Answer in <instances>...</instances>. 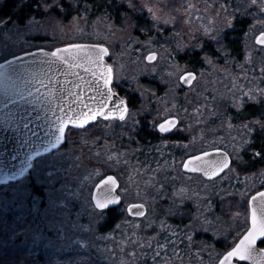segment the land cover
I'll return each mask as SVG.
<instances>
[{
    "label": "snow or ice",
    "instance_id": "1",
    "mask_svg": "<svg viewBox=\"0 0 264 264\" xmlns=\"http://www.w3.org/2000/svg\"><path fill=\"white\" fill-rule=\"evenodd\" d=\"M7 2L0 0V11ZM80 3L81 0H12V11L0 16V246H11L5 251L17 254L15 264H21V255L26 264H49L51 256L46 260L40 257L53 249L63 251L69 245L88 252L97 233L105 238L100 227L113 212V206H118L128 191L126 187L122 188L118 174L102 172L95 167L86 175L73 177L76 181L73 186L65 179L71 170L62 165L65 157L62 145L70 126L83 127L100 118L123 121L131 114V98L122 96L113 86L114 66L106 60L111 55L109 47L103 43H70L52 50L36 46L35 51L16 47L22 34L38 25V15L41 19L47 17L58 22L57 13L79 12ZM124 4L127 11L121 22L125 28L142 27L145 33L152 29L163 32L165 24L175 23L173 16L166 19L164 15H157L158 5H150L148 0H124ZM222 8L227 10L228 5ZM252 8L256 11H250ZM145 9L152 15L153 23L140 26L135 17ZM245 16L254 20L248 26L247 34L254 36L256 44L264 51V30L258 34L254 32L256 24L264 25V0H241L238 8L225 16L220 29L214 26L205 29L208 35L214 33L212 38L216 47L225 56L230 55V49L225 42L224 29L234 27L238 17L243 19ZM257 16L261 19L256 20ZM177 47L183 50L184 46L178 44ZM193 47L204 52L203 59L208 64L214 62L215 53H209L207 44L198 43ZM145 60L156 61L157 53L149 51ZM260 71L264 73V68ZM175 74L185 85H191L197 77L195 70L178 62ZM137 87L141 89V95L153 91L151 85L138 82ZM244 95L248 100L264 103V89H249ZM236 107L242 111L245 109L243 95ZM179 123L177 115L165 112L163 121H153V127L161 133H169ZM241 126L247 133L255 135L245 136L238 144L232 145L235 156L222 147L209 145L198 155L188 156L182 167L209 178L221 177L223 173V179L229 172L239 176L233 164L234 161L249 163L244 159L246 152L264 162V121L254 118L248 123L242 122ZM119 155L110 153L107 159H115L118 163ZM85 188L88 189L87 195ZM187 192L188 189H177L174 193L180 197L179 204L184 203ZM77 208L73 221L71 217ZM245 208L247 227L235 232L227 246L216 253V264H242L246 261L264 264V247H258L264 244V184L248 194ZM123 211L144 217L147 209L144 203H132ZM81 216L89 218L87 225L79 223ZM198 221L199 217H192L185 225L188 231L184 233V240H180L176 232H172L171 237H176L177 243L192 242ZM205 224L209 225L205 230L211 231L212 221L207 217L199 227L204 228ZM147 227L151 228L152 223ZM166 227V222L160 224L161 229ZM159 237L160 233H154L151 241L144 239V247L152 250L154 261L173 243L171 237L164 239L163 243ZM104 251L106 249H99L101 254ZM132 255L135 256L136 252L133 251ZM90 262L91 257H85L82 264ZM5 264L12 262L6 259Z\"/></svg>",
    "mask_w": 264,
    "mask_h": 264
},
{
    "label": "rangeland",
    "instance_id": "2",
    "mask_svg": "<svg viewBox=\"0 0 264 264\" xmlns=\"http://www.w3.org/2000/svg\"><path fill=\"white\" fill-rule=\"evenodd\" d=\"M148 2L150 5H158L157 15H164L166 19L173 16L176 18L175 23L165 24L163 32L152 29L145 33L142 27L125 28L121 22L123 17L120 22H117L116 17L111 13L100 12L96 16H91L92 11L81 10L68 20L65 18V13H57L58 22L47 17L41 19L38 15V25L34 26L31 31L23 33L21 38L16 41V47H23L25 50L33 49L36 46L52 49L56 46L80 41H97L106 44L110 48V60L114 65L115 84L124 90L125 95L129 96L130 92L136 93L141 99L139 105L135 109H131V114L123 121L99 122L85 131L68 130L65 144L62 145V151L65 154L62 165L71 170V174L65 179L72 182L73 186L76 184L73 177L86 175L94 167L100 168L102 172L118 174L122 188L128 189L120 208L124 209L130 202L141 201L148 206L147 215L143 218H135L127 213L130 219L121 223L116 232L106 234L105 238L96 234L88 252L79 250L75 245H69L63 251L53 249L46 252L40 259L46 260L51 256L49 264H82L83 259L90 256L99 259L103 264H164L165 261L167 264H190L187 263L188 255L199 250V246L213 251L214 254L217 252L211 242H207L205 239L198 241L194 237L192 242H188L187 255H181L177 251L171 252L173 247L181 246L184 243H177L176 237H171L172 232L178 233L176 227L173 229L166 222L167 227L161 229L160 224L165 223L164 218L168 214L180 210L184 204H179L180 197L174 196L177 189H188L184 202L189 201L195 209L191 217H199L195 231L207 232L205 230L208 228L207 224L204 225V228L199 227V224L205 217L211 219V214L206 209L208 199L213 201L215 197L224 194L222 190H226V194H234L230 193L231 190L226 187L229 180L232 179L233 172L214 182H204L200 175L192 178L183 176L180 167L182 160L177 161L176 164L170 151L167 155L156 153L151 158L145 151L143 152L133 133L140 115L146 116L152 123L153 121L158 123L163 120L164 114L167 112L170 115H177L183 120V126L178 127L176 131L188 137L186 143L178 141L176 144L178 149L175 151V157L195 153L201 150L200 145L212 144L210 141L214 139L199 138L195 134L200 127V123L196 120V113L200 114L199 119L201 120H204V116L208 115L206 106H209L207 98L209 84L212 81L215 83V88H211L213 90L212 98L228 99L229 96L230 98L236 97L241 90L248 92L247 81L248 78L250 81L252 79L248 73V61L236 64L234 60L229 59V55L225 56L220 51V56H215L212 64H208L204 60L207 68L203 72L204 75L199 76L198 74V81L196 80L189 88H183L178 81L175 74L176 64L178 62L181 66L187 65L189 69L195 70L189 59L183 56L194 50L201 51L199 47H193L198 43L207 44V49L213 48L216 44L212 38L214 33L208 35L205 29L213 26L220 29L225 16L238 8L241 0H148ZM225 4L228 5L227 10L222 8ZM189 5H194V7H189ZM231 5H234V8H231ZM250 11L255 12L256 9L252 8ZM124 13H121L120 16H123ZM77 17L79 18L77 19ZM135 19L138 25L139 21H144L147 25L153 23L152 15L147 9L137 13ZM255 19L261 18L257 16ZM213 20H215L214 25ZM228 29H224V32ZM261 30H264V25L256 24L254 32L258 34ZM249 37L251 40L249 38L246 40L248 42L246 50L247 58L249 62H252L254 58L264 57L262 55L264 52L258 54L259 45L255 43L254 36L249 35ZM148 40H151L152 43H146ZM178 44L184 46L183 50L177 47ZM149 51L157 53L156 61L145 60ZM202 53L204 57V52ZM224 65L227 68L224 69L225 73L235 72L234 79L236 81H234V87L229 91L230 94H227L226 91L229 89V83L233 80H230L228 74H219ZM152 80L157 81L161 93L153 86L151 94L141 95V89L137 87V83L152 86L154 84ZM173 82H175L174 85ZM181 89L185 90L181 92ZM237 101L238 99L235 105ZM222 115L221 119L224 118ZM225 120L229 122L228 118ZM224 127L225 124L219 122L217 125L208 126V129L215 133L218 130H223ZM202 129L205 127L202 126ZM199 135L202 136V132ZM97 152L100 153L99 156L96 155ZM110 153L120 154L118 163L115 159H107ZM75 157L80 159L76 160ZM151 160H154L153 163ZM125 161L127 162L125 163ZM234 170L237 172V169L234 168ZM253 176L256 177H250L249 181L245 180L243 190L239 191V195H237L236 210L229 214L226 221L221 220V224L217 225L219 231L224 230L221 231V234L220 232L216 233L215 237L218 238L221 235L225 241L229 242L235 232L243 231V228L247 226L244 220L246 209H241L240 204L245 203L248 194L252 191L247 193L248 188L246 187L249 184L256 186L258 184L256 178L264 180V173L257 175L253 173ZM160 185L163 187L161 188ZM87 192L88 189L85 188V195ZM78 210L77 208L73 211L71 217L73 221L76 220L75 212ZM82 221L79 219V223L87 225L89 218L85 216V220ZM149 223H152L151 228L147 227ZM155 226L160 230L161 235L158 239L161 243L168 237H171L173 243L163 252L156 249L160 255L154 261L152 250L144 247V239L152 240L153 235L150 230ZM138 237L139 243H137ZM179 238L183 240L181 236ZM153 246L155 247V245ZM99 249H106V251L101 254ZM133 251L136 252L135 256L132 255ZM211 258L214 259V257ZM90 264H95L92 259ZM200 264L208 263L201 262Z\"/></svg>",
    "mask_w": 264,
    "mask_h": 264
},
{
    "label": "trees",
    "instance_id": "3",
    "mask_svg": "<svg viewBox=\"0 0 264 264\" xmlns=\"http://www.w3.org/2000/svg\"><path fill=\"white\" fill-rule=\"evenodd\" d=\"M12 7H13L12 0H8L6 5L3 7V11H0V16L6 15L7 13L11 12ZM79 8L80 11L85 10V8L87 9V11H92L93 13H90L91 16H96L100 14V12L104 14L111 13L112 16L116 17L117 22H120V19L123 17L122 15L120 16V14L127 11V6L124 4V0H81V3L79 4ZM231 8H234V5H231ZM74 14H76V11L69 10L68 12H66L65 13L66 20L70 19ZM252 22H253V17L251 16H245L243 19H239L238 17V20L234 22L235 26L229 28L224 32L225 42L227 43L230 49V55L228 56L229 59L234 60L236 64L238 62L248 61V71H249L248 73L251 75L252 78L251 81L250 78H248L249 80L247 81L248 91L249 89H253V88L264 89V73L260 71L262 68H264V57L258 55L259 57L254 58L252 62L251 61L249 62V59L247 58L246 46L248 45V42H246V40H248V38L249 40H251L247 33H248V26L251 25ZM139 25L143 26L147 24L144 21H139ZM207 50L209 51L210 54L214 52L215 56H220L221 54L219 48L216 47V44L214 45L213 48L209 47ZM263 52L264 51L258 50L257 53L260 54ZM183 57L189 59L191 66L198 72L199 76H201L203 72L207 69L205 67L204 64L205 61L203 59V53L201 51L194 50L190 52L188 55H184ZM225 68L226 67L224 65L223 68H221L222 69L221 73L219 74L221 75L228 74L230 80L231 81L233 80L232 82L229 83L230 84L228 87L229 89L226 91L227 94H230L229 91L231 88L234 87V81H236L234 79L235 72L230 71L229 73H225L224 70ZM152 81L155 84V85L152 84V86H154V88L158 90L159 93H161L157 81L156 80H152ZM211 88H215V83L213 81L211 82V84H209V92L207 98L209 101L208 103L209 106H206L207 107L206 111L208 115H206V117L204 116V120H201L199 119L200 114L196 113L197 115L196 120L200 123L199 125L200 127H198L199 129L196 131L195 134L198 135L199 138L203 137L204 139L206 138L207 140L208 138L214 139L210 141L212 144L209 145L224 147L230 152H233L234 153L233 155L235 156L236 153L232 150V145L238 144L245 136L255 135V134L247 133L245 128L241 126L242 122L247 123L253 121L254 118L264 121V115H261V112L264 111V103H261L259 101L248 100L247 96L244 95L247 93L245 90H241L237 94L236 99L230 98V96L228 99L212 98L213 90ZM184 90L185 89H181V92ZM122 91L124 92V90ZM242 95L245 100V109L243 111L237 108L235 105L236 100L239 99ZM129 97L131 98L132 101L131 105L134 108H136L141 100L139 98V95L130 92ZM221 114L224 115L223 119H221ZM230 117L231 119H229ZM227 118L229 119V122L228 120H225ZM138 119L139 120L137 121L136 127L134 128L135 131L133 133L134 134L133 136L135 137L136 142H139L140 144L139 146L142 147L143 152L145 151V153H147V155H149L151 158L156 153L167 155L171 149H168L167 145L159 144L160 143L159 135L154 130L153 123L150 122L148 118L143 115H140ZM219 122L225 124V127L223 128V130H218L217 132L212 133V131L208 129V126L217 125L219 124ZM96 124H92L87 129L91 128L92 126H95ZM203 125L205 129H202ZM87 129H76L73 127L69 128V130H74V131H85ZM201 132L203 134L202 136L199 135L201 134ZM174 138L177 142L179 141L180 143L183 144L186 143V141L188 140V137L183 135H175ZM69 139L67 140L69 141ZM209 145L206 146L200 145V149L208 148ZM176 149H178V147H176ZM177 152H179V150H177ZM243 155H244V159L246 161H249V163L245 164L234 161L233 168L237 169L239 176L237 177L235 174L232 173L231 175L232 179L229 180V184L226 185V187L231 190L230 193H234V194L231 195L228 193L226 194V190H222L224 191V194L222 193L220 196L215 197L213 201L212 199L211 200L208 199V202L206 204V209L211 214L210 220L212 221V225H211L212 230L207 232H200V230H197L196 235L194 236L195 240L199 241L205 239L207 242H211L212 244H214L217 252L223 250L228 243L223 239V237H221V235L218 238L215 237L216 233L219 234L220 232L221 234V231L224 230L221 229L219 231L217 225L221 224V220H225L226 218L228 219V217L230 216L229 214L236 210L238 203L237 195H239V191L243 190L242 188L245 184L244 183L245 180L248 179L249 181L250 177L253 178L256 177L253 176V173L255 175L262 172L264 173V162H261L258 158L252 157L250 152H246ZM181 157L182 155L179 158ZM153 161L151 160L152 163ZM182 175L188 176L189 178L196 176V175H185L184 173H182ZM245 177L247 178L244 179ZM216 180L207 181L203 179L204 182H214ZM255 180H257L258 184L256 186L249 184V186L246 187L248 188L247 193L250 192V190H252L251 192H253L254 190L257 189V187H261L262 184H264V180H262L261 178L260 180L258 178H256ZM226 187L224 188L226 189ZM120 207L121 205L117 207H113L114 208L113 212L108 214V218L103 222L102 227H100L101 233H104L106 235L111 232H116L119 229L121 223L127 221L126 219H130L127 213L124 212L123 209H121ZM180 208H181L180 210L173 212L172 214H168L166 216L165 222H168L173 227V229H175L176 227L177 228L176 231L178 232V235L181 236V238H183L184 240V233L188 231L185 228V225L189 224L190 219H192L191 215L194 213L195 209L193 208L192 204L189 203V201L184 202V204ZM80 219L81 221L85 220V216H81ZM207 227H209V225H207ZM150 233L154 235V233H160V230L158 229V227L155 226L154 228H152V230H150ZM97 234L100 235L99 233ZM176 246L173 247L171 252L177 251L181 255L182 254L187 255V247H188L187 241H185L184 244H182L181 246L179 245L180 247L178 245ZM9 247L11 246L9 245L0 246V264H5L6 259L10 260L12 264H15V256L17 254L14 252L12 253L6 252L5 249ZM198 249L199 250L193 252L191 255H188L189 258L187 259V263L200 264L201 262H206L208 264H216V254H214L213 251L207 250L206 248L204 249V247L201 246H199ZM90 257L95 264H103V262L100 261L99 259L93 258L92 256ZM211 257H214V259H212ZM28 259L30 261L31 257H29ZM21 264H26L23 255H21ZM242 264H248V263H242Z\"/></svg>",
    "mask_w": 264,
    "mask_h": 264
},
{
    "label": "flooded vegetation",
    "instance_id": "4",
    "mask_svg": "<svg viewBox=\"0 0 264 264\" xmlns=\"http://www.w3.org/2000/svg\"><path fill=\"white\" fill-rule=\"evenodd\" d=\"M80 42H85V41H80ZM88 42V41H87ZM89 42H95V43H100V42H97V41H89ZM33 49H35V48H33ZM29 50H32V49H29ZM29 50H27V51H29ZM109 59H110V57H109ZM113 64V63H112ZM115 72V71H114ZM113 86L115 87V89L116 90H119V92L123 95V96H126V97H129V96H127V95H125V93L122 91L123 89L119 86V85H117V84H115V82H113ZM123 93H122V92ZM130 108L131 109H135L132 105H130ZM179 117V116H178ZM180 118V117H179ZM116 121H121V120H116ZM162 121V120H161ZM160 121V122H161ZM99 122H103V123H107L108 122V120H106V119H102V118H100V119H98L97 121H95V122H92L91 124H89L86 128H76V129H87L88 127H90L92 124H98ZM160 122H158V123H160ZM180 126H183V120L182 119H180V123L177 125V127L174 129V130H172L170 133H168V134H164V133H161V132H159V130L157 129V128H155L154 127V130L157 132V134L159 135V140H160V143L159 144H161V145H167V147H168V149H171L170 150V152H171V155H172V158H174V160H175V162H176V164H177V161H179V160H182V162H181V171L185 174V175H200L204 180H207V181H213V180H216V179H219V178H221V177H223L224 176V174H222L221 175V177H217V178H214V179H206V178H204L201 174H199V173H196V174H189V173H185L183 170H182V163H183V161H184V159L188 156V155H190V154H187V155H182V157L181 158H179V157H175V150H176V144H178V142L175 140V138H174V136L175 135H183V134H179V133H177V128L178 127H180ZM204 126V125H203ZM71 128V127H70ZM73 128H75V127H73ZM183 136H185V135H183ZM167 142V143H164V142ZM205 149H208V148H205ZM201 150H204V149H201ZM201 150H199V151H201ZM229 151V150H228ZM198 152V151H197ZM230 152V151H229ZM173 153V154H172ZM196 153V152H195ZM231 153V152H230ZM191 154H193V153H191ZM231 155H233L232 153H231ZM234 156V155H233ZM177 158V159H176ZM234 165V164H233ZM226 172H227V170H226ZM261 187H257V189L256 190H258V189H260ZM255 192V190L253 191V192H251V193H254ZM243 208V210H244V208H245V203L244 204H241V209ZM246 209V208H245ZM247 227V226H246ZM241 230H242V227L240 228ZM244 229V228H243ZM259 246H261V247H264V244H261V245H259Z\"/></svg>",
    "mask_w": 264,
    "mask_h": 264
},
{
    "label": "water",
    "instance_id": "5",
    "mask_svg": "<svg viewBox=\"0 0 264 264\" xmlns=\"http://www.w3.org/2000/svg\"><path fill=\"white\" fill-rule=\"evenodd\" d=\"M75 43H80V44H88V45H95V44H99V43H95V42H74V43H71V44H75ZM256 43V42H255ZM70 44V43H69ZM63 45H61V46H56V47H62ZM55 48V47H54ZM54 48H52V49H54ZM46 49H48V50H52V49H49V48H46ZM110 49V48H109ZM29 51H35V49H32V50H29ZM110 57V56H109ZM109 57H106V60H107V62L108 63H110V64H112V62H111V60L109 59ZM114 66V65H113ZM197 72V71H196ZM115 73V72H114ZM82 75L84 74L83 72L81 73ZM87 78V77H86ZM197 78H198V72H197V77H196V79L193 81V83L191 84V85H185L182 81H180V83L182 84V86H183V88H189V87H191L194 83H195V81L197 80ZM114 82V81H113ZM118 92H119V90H117ZM121 94V93H120ZM122 95V94H121ZM123 96V95H122ZM179 118V117H178ZM102 119H104V118H102ZM180 119V118H179ZM163 121V120H162ZM161 121V122H162ZM93 122H95V121H93ZM92 122H90L89 124H91ZM88 124V125H89ZM88 125H85V126H83V127H76V126H70V127H75V128H86ZM69 127V128H70ZM158 129V128H157ZM174 130V129H173ZM170 133V132H169ZM164 134H168V133H164ZM217 147H220V146H217ZM222 148H224V147H222ZM225 149V151L226 152H229L226 148H224ZM204 150H206V149H204ZM202 151V150H201ZM199 152L200 151H198V152H196V153H193V154H190V155H198L199 154ZM230 153V152H229ZM231 154V153H230ZM190 155H188V156H190ZM187 156V157H188ZM187 157L184 159V161L183 162H185L186 160H187ZM182 170L185 172V173H189V174H196V173H199V174H201L204 178H206V179H214V178H217V177H214V178H209V177H206V176H204L203 175V173H201V172H194V171H191L190 169H184L183 167H182ZM109 174H114V173H109ZM223 174V173H222ZM221 174V175H222ZM119 179V178H118ZM132 203H144V202H141V201H134V202H130L129 204H132ZM122 204V201H121V203L119 204V205H121ZM145 204V206H146V209H147V212H146V215H147V213H148V206H147V204L146 203H144ZM118 205V206H119ZM113 207H117V206H113ZM128 215H130L131 217H135V216H132L130 213H128ZM145 215V216H146ZM144 216V217H145ZM135 218H143V217H135ZM258 247H261V246H259L258 245ZM242 263H248V264H255V262L254 261H246V262H242Z\"/></svg>",
    "mask_w": 264,
    "mask_h": 264
}]
</instances>
